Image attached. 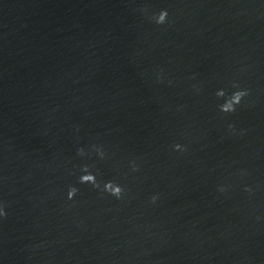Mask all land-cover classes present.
<instances>
[{
  "label": "water",
  "instance_id": "1",
  "mask_svg": "<svg viewBox=\"0 0 264 264\" xmlns=\"http://www.w3.org/2000/svg\"><path fill=\"white\" fill-rule=\"evenodd\" d=\"M0 205V264H264V0H0Z\"/></svg>",
  "mask_w": 264,
  "mask_h": 264
},
{
  "label": "clouds",
  "instance_id": "2",
  "mask_svg": "<svg viewBox=\"0 0 264 264\" xmlns=\"http://www.w3.org/2000/svg\"><path fill=\"white\" fill-rule=\"evenodd\" d=\"M166 16H167V11L162 9L158 14H156L154 16V20L156 23L160 24V23H163L165 21ZM220 94H222V93H220L218 91L217 95H220ZM244 95H246L245 90H238V91L234 92L232 94L231 98L228 100V103L224 106H220L221 110L225 111V112L234 111V105L238 104ZM229 127H231V125H229ZM80 151H82V150H80ZM80 178L82 180H88L91 177L88 175H83ZM221 190H223V189H221ZM69 197H71V192H69ZM155 199H156V197L154 196L153 200H155ZM3 215H5L4 208L2 205H0V216H3Z\"/></svg>",
  "mask_w": 264,
  "mask_h": 264
}]
</instances>
